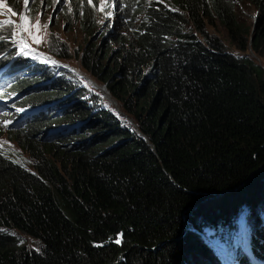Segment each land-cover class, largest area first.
Segmentation results:
<instances>
[{
  "label": "trees",
  "instance_id": "1",
  "mask_svg": "<svg viewBox=\"0 0 264 264\" xmlns=\"http://www.w3.org/2000/svg\"><path fill=\"white\" fill-rule=\"evenodd\" d=\"M113 2L99 22L98 0H68L85 40L46 50L76 58L122 114L0 23V67L15 58L0 83L23 108L53 97L52 117L14 135L31 161L0 150V264H264V0ZM50 124L53 140L35 137Z\"/></svg>",
  "mask_w": 264,
  "mask_h": 264
},
{
  "label": "rangeland",
  "instance_id": "2",
  "mask_svg": "<svg viewBox=\"0 0 264 264\" xmlns=\"http://www.w3.org/2000/svg\"><path fill=\"white\" fill-rule=\"evenodd\" d=\"M27 1H31V0H24L23 5H25ZM41 1L42 0H37L38 2L37 8H33L32 13L30 15L24 14V9H23L22 17H21L22 22L19 23L21 32L18 31L19 27H17L16 21H15L17 20L18 17H13L10 14H8V12L5 11L4 4L1 0H0V11H3L4 14L3 15L0 14V16H2L5 21L9 20L15 23L16 25L15 26V41H16V44L20 46L22 49L36 54L35 56H38V57L42 56V58L44 57V59H46L48 62H51V63H55L56 62L55 60H58L60 63H63L62 61H66L71 64L78 65L77 59L74 57H69V58L57 57L51 54L50 52L46 51L47 49L46 42L50 39H57V40L64 41L69 46L70 51H72V48L82 45L83 41L85 40L77 22H75L71 17L69 19H66L60 14V10L67 11L66 6H67L68 0H46L45 2L43 0L42 3ZM52 11H53V14H52ZM238 12L241 15V17H243L245 20L247 19V21H251L250 20L252 17L251 14L253 12L251 8L246 7V9H243V7H240L238 8ZM106 15H109L110 17H113V18L115 16V13H113V11L111 10V0H107V1L100 0V6L98 10L99 20H103V18H105ZM207 29L208 31L218 33L223 38V40L228 44L227 37L220 24L216 23L215 25H207ZM33 36L39 38L40 42L39 43L34 42ZM24 39H27L32 44L36 45L37 46L36 48L39 49V51L49 55L50 57L46 58L42 54L32 52L29 48L25 46ZM14 59L15 58L13 56H6V58L4 59L5 62L0 67V70H3L5 68L4 65L8 61L14 60ZM66 69L72 72L71 70L72 68L70 69L69 67H67ZM8 73L9 72H4L0 74V77H3L7 75ZM80 74L84 77L86 76L88 79L90 78L86 74H83V73H80ZM75 76L81 82H83L86 86H88L86 82L82 80V78H80L77 74ZM91 78L89 79V81L93 85L98 86V83H97L98 81L96 82L95 79L94 81ZM99 85L102 87V89H106V87L104 86L102 82H99ZM1 89H3V87ZM95 90H97L98 92H101L100 88H95ZM9 95H10L9 93H6V97H8ZM104 95L106 96L105 93ZM22 96L23 95H21L20 97ZM110 98H108L110 102L106 98L105 99L109 104L113 106L114 110L116 111L118 110L119 112H121L119 107L116 106L117 104L115 103L116 104L115 105L112 99ZM19 104H23V103L21 102ZM25 104L29 105V103L27 102H25ZM44 114H49L48 118L53 116V97L50 100H48V102L42 103L39 106H35V109H28V107L23 108L22 105H17L13 103H8L4 105L3 107H1L0 108V148L4 149L10 155L15 156L17 158H21L27 161V163H29L31 161L30 156L28 155L27 151L24 148L20 147L17 140L14 139V135L16 134L17 136H22L21 130L26 127L27 123L31 122L32 120ZM34 116L36 117L33 119H30ZM12 117H14V119H12ZM41 127H43V128H40L42 131L41 133H38L40 134V136L39 137L35 136V137L38 138L39 140L42 139L43 141L53 140V136L48 137L51 134L53 135V129L51 131H46L47 129H49V127H53V124H50L49 126L42 125ZM68 128L69 126H59L57 130L64 131ZM240 228H241V234L242 236H244L242 237L241 244L243 247H245L246 246V239H245L246 232L244 231V228H245L244 219H241ZM21 237L23 239V243L27 247L36 246V242L34 239L24 234H22Z\"/></svg>",
  "mask_w": 264,
  "mask_h": 264
},
{
  "label": "clouds",
  "instance_id": "3",
  "mask_svg": "<svg viewBox=\"0 0 264 264\" xmlns=\"http://www.w3.org/2000/svg\"><path fill=\"white\" fill-rule=\"evenodd\" d=\"M99 1V6H100V0H98ZM105 1H107V0H105ZM43 2V0L41 1V3ZM68 3V2H67ZM24 4V2L22 3V0H21V8H20V11L18 12V14L17 15H15V16H13V17H22V11H23V9H24V7H25V5H23ZM114 4V2H113V0H111V7H112V5ZM240 8V7H239ZM98 10H99V7H98ZM5 11H7L6 9H5ZM8 12V14H9V11H7ZM1 15H3L4 13H3V11H2V13H0ZM52 14H53V11H52ZM97 14H98V12H97ZM11 15V14H10ZM12 16V15H11ZM251 20H253V18L255 17V14H254V12H252V14H251ZM109 18V19H111L110 17H109V15H106V17L105 18ZM105 18H103V20H99V16H98V20H99V22H103L104 20H105ZM5 20L3 19V17L2 16H0V22L1 23H3ZM9 21V20H8ZM16 21V24H17V27H19V24L17 23V20H15ZM13 22V21H12ZM15 24V23H14ZM16 26V25H15ZM19 29H20V27H19ZM18 33V32H17ZM24 42H25V46L27 47V48H29L32 52H35V53H39V54H42V55H44L46 58H49L50 56L49 55H47V54H45V53H42L41 51H39V49H37L36 47V45H34V44H32L31 42H29L27 39H24ZM20 47V46H19ZM20 49L21 50H24V49H22L21 47H20ZM46 51H48V50H46ZM29 52V51H28ZM49 52V51H48ZM29 53H31V52H29ZM51 53V52H50ZM32 54H34V53H32ZM51 54H53V53H51ZM34 55H36V54H34ZM54 55V54H53ZM42 57V56H41ZM44 58V57H43ZM11 61V60H10ZM10 61H8L7 63H9ZM56 62L54 63V64H56L58 67H61V68H67V67H69L71 70H72V72L76 75H78L80 78H82V80H84L85 82H86V84H89V85H91L94 89L95 88H100L101 89V95L103 96V98L105 99H107L108 100V98L104 95V93H103V91H102V87L99 85V81L97 82V80H96V82L98 83V86H96V85H93L90 81H89V79L87 78V77H84V76H82L80 73H83V74H86L88 77H90L91 78V75L89 74H87V72L86 71H84V70H82L80 67H79V65H75V64H71V63H69V62H66V61H62L63 63H65V64H63V63H60L58 60H55ZM6 63V64H7ZM4 64V63H3ZM3 64H1V66L3 65ZM8 72V71H7ZM86 72V73H85ZM0 78H3V77H0ZM92 80H94L93 78H91ZM95 81V80H94ZM103 83V82H102ZM104 84V83H103ZM7 85H9V81L8 82H3V83H0V92H3V94H0V108L1 107H3L4 105H6V104H8V103H13V104H16L17 103V99L15 98L17 95H19L20 93H22V91L23 90H19V91H15V92H11L10 90H7L6 89V87H7ZM3 87V89H1ZM6 93H9L10 95L8 96V97H6ZM110 95V94H109ZM111 96V95H110ZM112 97V96H111ZM113 98V97H112ZM106 99H105V101H106ZM114 99V98H113ZM109 101V100H108ZM110 102V101H109ZM17 105H21V104H17ZM123 112H122V110H121V113L120 114H122ZM12 119H14V117H12ZM65 126H69V128H70V126H72V124H69V125H65ZM52 129H53V127H52ZM52 129H50V130H46V131H51ZM67 130V129H66ZM65 131V130H64ZM0 150L2 151V152H4V153H6V154H8V155H10L9 153H7L4 149H2V148H0ZM10 156H12V155H10Z\"/></svg>",
  "mask_w": 264,
  "mask_h": 264
},
{
  "label": "bare ground",
  "instance_id": "4",
  "mask_svg": "<svg viewBox=\"0 0 264 264\" xmlns=\"http://www.w3.org/2000/svg\"><path fill=\"white\" fill-rule=\"evenodd\" d=\"M24 2V0H22V3ZM22 22V19H21V17H18L17 18V23L19 24V23H21ZM18 31H20V29L18 30ZM21 32V31H20ZM27 46V45H26ZM86 77V76H85ZM90 79V78H89ZM94 84H95V82H94ZM103 91H104V93L106 94V96L108 97V98H110V95H109V93L106 91V89H102ZM110 99H112V98H110ZM112 101L114 102V104L116 103L113 99H112ZM116 105V104H115Z\"/></svg>",
  "mask_w": 264,
  "mask_h": 264
},
{
  "label": "water",
  "instance_id": "5",
  "mask_svg": "<svg viewBox=\"0 0 264 264\" xmlns=\"http://www.w3.org/2000/svg\"><path fill=\"white\" fill-rule=\"evenodd\" d=\"M255 20V17L253 18V20L252 21H254ZM259 168H255V169H253L252 171H254V170H258ZM252 171H250V173L252 172ZM249 173V174H250ZM222 192V190L220 191V192H218L217 193V195L218 194H220ZM194 205H191L190 207H189V210L193 207ZM189 210H188V212H186V213H184V217H186V215L189 213Z\"/></svg>",
  "mask_w": 264,
  "mask_h": 264
},
{
  "label": "snow or ice",
  "instance_id": "6",
  "mask_svg": "<svg viewBox=\"0 0 264 264\" xmlns=\"http://www.w3.org/2000/svg\"><path fill=\"white\" fill-rule=\"evenodd\" d=\"M33 40H34V42H36V43H39V42H40L39 38H37V37H35V36H33ZM117 243H119V241H117Z\"/></svg>",
  "mask_w": 264,
  "mask_h": 264
}]
</instances>
